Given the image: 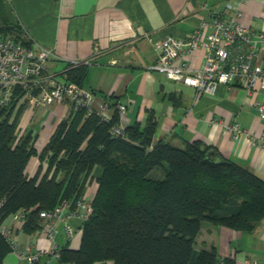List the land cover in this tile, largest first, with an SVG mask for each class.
I'll return each instance as SVG.
<instances>
[{
  "label": "trees",
  "instance_id": "trees-1",
  "mask_svg": "<svg viewBox=\"0 0 264 264\" xmlns=\"http://www.w3.org/2000/svg\"><path fill=\"white\" fill-rule=\"evenodd\" d=\"M0 34L31 47L21 27L2 17ZM84 74L82 65L65 72L66 80L79 85ZM24 104L0 107L1 221L23 209L21 229L36 232L41 210L64 198L75 205L95 167L101 168L80 245L60 248L59 262L219 264L214 247L194 248L202 222L251 232L264 218V178L198 140L183 146L155 140L151 117L144 126L129 125L123 135L114 136L111 128L119 124L116 109L105 119L72 107L38 151L31 131L17 133ZM209 150L218 157L206 158ZM32 156L38 157L39 165L29 176L26 166ZM157 167L161 171L153 175ZM9 251L0 233V264ZM223 261L232 264V259Z\"/></svg>",
  "mask_w": 264,
  "mask_h": 264
},
{
  "label": "crops",
  "instance_id": "crops-1",
  "mask_svg": "<svg viewBox=\"0 0 264 264\" xmlns=\"http://www.w3.org/2000/svg\"><path fill=\"white\" fill-rule=\"evenodd\" d=\"M227 1L239 11L242 25L264 34V0H0V17L17 23L33 49L41 46L52 50L47 66L59 79L66 80L67 69L84 66L81 85L93 92V109L110 118L116 104L125 105V112L119 115L122 128L144 126L151 117L155 121V140L178 146L198 140L264 178V116L254 106L255 100L264 103L263 91L249 93L240 86L219 84L214 93H203L150 70L158 57L155 41L166 35L185 36ZM191 60L201 65L203 51H197ZM24 103L18 129L30 127L33 146L40 151L72 106L66 101H51L44 108ZM221 122L238 123L248 133H255L259 142L252 144L245 134H224ZM38 165V157L32 156L26 173L32 176ZM100 173L101 168L95 167L84 198L92 199ZM71 222L78 226L77 219ZM57 226L53 239L24 232L19 225L14 226V237L33 251L53 247L78 249L81 231L67 238L60 222ZM211 247L215 248L219 264H224V258L232 259V264H264V218L251 232L202 222L194 248ZM1 264L59 261L47 253L29 262L10 250Z\"/></svg>",
  "mask_w": 264,
  "mask_h": 264
},
{
  "label": "built area",
  "instance_id": "built-area-1",
  "mask_svg": "<svg viewBox=\"0 0 264 264\" xmlns=\"http://www.w3.org/2000/svg\"><path fill=\"white\" fill-rule=\"evenodd\" d=\"M239 16L234 4L227 1L223 8L212 10L207 19L185 36L166 35L155 41L153 46L158 57L150 70L203 93H214L219 84L240 86L249 93L255 90L264 92V34L242 25ZM199 50L203 51V62L197 66L191 58ZM52 55L49 48L26 47L12 37L0 34V107L9 108L13 104L16 107L18 103L30 102L44 108L51 101H66L74 109L86 108L87 112H96L107 119L93 109L91 90L73 81L61 80L48 70L47 62ZM254 106L264 116V103L255 100ZM116 109L118 115L125 112L123 104H116ZM210 121L216 123L214 119ZM221 129L231 137L245 134L252 144L259 142L255 133H248L236 122H221ZM111 133L123 135V128L114 125ZM2 203L3 199H0V207ZM91 210L90 199L79 198L73 206L70 200L61 199L53 208L39 212L41 227L36 232L53 239L58 232L57 222H60L63 233L71 238L75 231L82 230ZM73 219L78 220V226H73ZM24 220L23 209L11 214L7 222L0 220V233L8 241L10 250L29 262L47 253L58 259L57 247L33 251L29 245H20L15 240L14 226H21ZM59 264L72 263L61 261Z\"/></svg>",
  "mask_w": 264,
  "mask_h": 264
},
{
  "label": "rangeland",
  "instance_id": "rangeland-1",
  "mask_svg": "<svg viewBox=\"0 0 264 264\" xmlns=\"http://www.w3.org/2000/svg\"><path fill=\"white\" fill-rule=\"evenodd\" d=\"M48 70H49V68H48ZM50 71V70H49ZM51 72V71H50ZM52 73V72H51ZM93 93V92H92ZM125 106V105H124ZM117 110V109H116ZM42 120H48V118H42ZM34 129H35V126L32 124L31 125ZM36 131H38L39 130V128H38V126H36ZM124 129V128H123ZM24 130V131H23ZM28 131H31V128L30 127H28V128H26V129H23V128H21V129H17V133H18V135H21V134H19L20 132H22L23 134H26ZM164 165H165V163H164ZM161 170H160V167H157L153 172H152V174L153 175H155V172H160ZM159 177H163V174H161ZM59 249V248H58Z\"/></svg>",
  "mask_w": 264,
  "mask_h": 264
},
{
  "label": "water",
  "instance_id": "water-1",
  "mask_svg": "<svg viewBox=\"0 0 264 264\" xmlns=\"http://www.w3.org/2000/svg\"><path fill=\"white\" fill-rule=\"evenodd\" d=\"M214 152V157H212V153ZM218 157V154L213 151V150H209L207 153H206V158H209V159H216Z\"/></svg>",
  "mask_w": 264,
  "mask_h": 264
}]
</instances>
